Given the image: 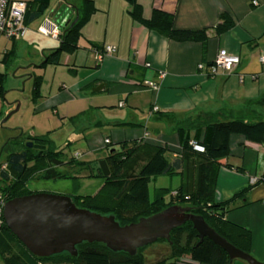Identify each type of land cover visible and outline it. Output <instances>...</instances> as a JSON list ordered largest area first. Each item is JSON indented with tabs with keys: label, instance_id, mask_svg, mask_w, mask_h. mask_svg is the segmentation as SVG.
Instances as JSON below:
<instances>
[{
	"label": "crops",
	"instance_id": "0c3cea01",
	"mask_svg": "<svg viewBox=\"0 0 264 264\" xmlns=\"http://www.w3.org/2000/svg\"><path fill=\"white\" fill-rule=\"evenodd\" d=\"M136 1L144 18H149L153 9L162 10L172 14L174 28L206 29L207 39L203 43L170 40L134 20L126 0H93L96 10L81 28L78 48L73 53H61L59 64L53 65V72L65 67L61 68L64 72H58L67 80L62 77L54 87L51 79L44 83L48 90L40 91L34 109L58 115L59 110L63 111L60 107L72 111L77 108L75 105L87 104L82 110L90 115L92 128L84 135L85 160L106 155L103 148L95 151L98 136L109 137L113 144L143 140L165 147L169 157L175 156L180 151L177 134L167 126L164 117H158L159 113L214 112L221 107L238 106L264 93V0H257L258 5H252V0ZM68 4L71 5L69 0H51L43 17L67 23L74 12L58 13ZM222 13L230 15L234 26L217 35L214 27ZM33 23L25 38L13 42L15 50L29 45L36 30ZM109 45L114 47L111 52L105 50ZM54 47L46 45L42 58L44 51ZM222 49L237 55L239 63L231 74L210 75L209 66ZM199 64L203 65L202 70L198 69ZM144 81L154 82L157 88L145 87ZM120 102L123 106H119ZM17 105L16 102L5 105L0 97V136L7 114ZM118 122L134 125H114ZM3 144L0 139V147ZM218 162L214 199L227 201L246 189L229 204L225 218L249 230L250 254L264 263V145L233 134L229 137V154ZM252 177L257 180L253 181ZM157 178L153 180V192L156 188H166L156 184ZM179 183L180 178L173 189ZM166 264L207 263L185 259ZM231 264L248 263L234 259Z\"/></svg>",
	"mask_w": 264,
	"mask_h": 264
},
{
	"label": "trees",
	"instance_id": "16d2710c",
	"mask_svg": "<svg viewBox=\"0 0 264 264\" xmlns=\"http://www.w3.org/2000/svg\"><path fill=\"white\" fill-rule=\"evenodd\" d=\"M126 1L131 5L130 15L134 20L170 40L203 43L207 39L206 29H176L173 26L172 14L157 9L152 10L149 18H144L142 8L136 0ZM50 2L51 0L26 2L24 23L29 28L33 22L40 23L45 18L43 16ZM67 6L74 15L67 23H57L60 27L58 46L43 52V61L40 64L42 67L59 64L63 52L76 51L81 28L96 10L93 0H78ZM76 15L78 17L71 25ZM233 26L234 20L230 15L222 13L214 29L217 35H221ZM3 54L4 60L9 55H14L15 49L12 47ZM4 74L0 73V97L3 99ZM32 78L30 101L36 102L41 97L42 77L33 75ZM263 106L264 93L258 98L247 99L238 106L221 107L214 112L159 113L158 117H164L167 126L171 127L178 137L180 151L172 157L168 156L165 147L151 145L143 140H131L116 144L109 143L103 148L107 150L106 155L96 157V161H80L78 160L80 156L67 159L62 149L54 148L47 134L29 135L21 142L17 140L21 136L11 137L0 147V155L4 153V160L0 162V192L3 200L6 201L16 196L33 193L27 187V182L31 179H58L71 176L62 173L59 168L67 167L76 175L86 170L88 172L86 176L102 177L103 185L93 195L71 196L77 206L101 214L113 215L121 225L137 221L140 217L149 216L173 204L189 207L190 212L201 215L220 236L242 251L250 253L249 230L225 218L229 204L246 189L236 192L230 200L223 202L215 201L214 190L219 168L218 161L229 154L231 135L239 134L247 141L264 145ZM82 114L87 113L84 111ZM114 125H134V123L118 122ZM190 139L203 146L204 151L194 150L189 144ZM29 141L31 146L27 145ZM14 142L18 144L14 145ZM99 150L102 149L96 151ZM162 175H178L180 183L175 189L156 188L150 199L148 185ZM159 242L167 243L170 254L167 258L149 264H166L167 261L173 263L185 259L195 263L229 264L228 255L222 248L207 237L199 241L197 231L190 221L172 229L169 240L158 239L154 243ZM144 247L138 248L134 255H129L123 251H111L100 242H81L76 245V256L61 252L48 257H38L29 252L10 231L0 211L2 264H147L143 254Z\"/></svg>",
	"mask_w": 264,
	"mask_h": 264
},
{
	"label": "water",
	"instance_id": "95a60500",
	"mask_svg": "<svg viewBox=\"0 0 264 264\" xmlns=\"http://www.w3.org/2000/svg\"><path fill=\"white\" fill-rule=\"evenodd\" d=\"M17 108L18 105L7 117ZM27 145L31 146V142ZM2 217L18 240L38 257L61 252L76 256V245L81 242H100L111 251L134 255L138 248L158 239L169 240L172 229L190 221L199 241L207 237L222 248L228 255L229 264L234 259L244 260L248 264H264L220 236L201 215L177 204L121 225L113 215L77 206L68 195L33 192L6 200Z\"/></svg>",
	"mask_w": 264,
	"mask_h": 264
},
{
	"label": "rangeland",
	"instance_id": "374dc122",
	"mask_svg": "<svg viewBox=\"0 0 264 264\" xmlns=\"http://www.w3.org/2000/svg\"><path fill=\"white\" fill-rule=\"evenodd\" d=\"M77 1L78 0H69V3H76ZM69 11L71 10L66 5L58 15L60 13L66 14ZM38 23L39 21L34 22L32 27L36 28ZM12 44L13 41L5 40L2 37L0 38V73H5L3 77V89L5 90L3 101L5 105H12L14 102H16V105L18 104L17 110L5 119L3 134L0 136L2 143L11 137L19 138L21 136L17 139L21 142L24 140V137L29 135L38 136L47 134L49 139L53 142L54 148L58 150L62 149L67 159L78 154L81 157L78 160H85V157H87V147L84 135L88 129L92 128V125H90V115L82 114V112H84L82 107H87V104L82 106H79V104L75 105L73 107L77 108L72 111L60 107L63 111L59 110L58 116L51 111H35L34 109L38 100L36 102L30 101L33 75H41L42 77L45 73V77H42L43 80L41 81L40 91L48 90L44 83H48L50 79V84L54 83V87L63 77L62 73L60 74L58 71H62L61 68L65 67H58L57 71L53 72L55 68L53 65L40 66L43 61L41 56L42 49L50 44L57 46L58 42L55 39L53 40L38 35L35 31L32 38L28 41L29 45L26 48H20L18 51L15 50L14 55H9L3 60L4 49L10 50L13 47ZM62 79L66 78L63 77ZM241 80L242 78L240 77V81ZM73 107L71 106L70 109ZM67 114L69 115L67 116ZM78 116L80 117L78 118ZM13 144L15 145L18 143L14 142ZM102 152L107 153L106 148ZM3 160L4 153L0 155V162H3ZM96 160L97 158L95 157V159H86L85 161L93 162ZM59 171L71 176L58 179L34 178L27 182V187L33 192H49L71 197L75 195H93L97 193L103 185L102 177L86 176L88 173L86 170L80 172L78 175L67 167H65V169L59 168ZM178 179L179 177L177 175H162V177L157 178L156 182L158 183L156 184L166 187L170 185V188H173L178 183ZM252 180L256 181L257 178L252 177ZM154 182L155 181H151L148 185L150 199L153 197ZM156 184L155 186H157ZM173 194L175 193H172V195ZM143 254L145 255V261L147 263H153L167 258L170 254V249L166 242H159L144 247ZM0 264H2L1 259Z\"/></svg>",
	"mask_w": 264,
	"mask_h": 264
},
{
	"label": "built area",
	"instance_id": "2783aa9c",
	"mask_svg": "<svg viewBox=\"0 0 264 264\" xmlns=\"http://www.w3.org/2000/svg\"><path fill=\"white\" fill-rule=\"evenodd\" d=\"M251 4L258 5V1L252 0ZM26 6L24 0H0V37L6 40H20L26 37L29 31V26L24 23ZM37 32L43 36L58 39L60 27L54 21L44 18L37 26ZM105 50L111 52L114 50V47L109 45L105 47ZM260 59L263 61L262 56ZM238 63L239 57L237 55L230 54L225 49H222L218 52L214 63L209 66L208 73L210 75H216L218 72H221V74L228 75L233 72ZM147 65L149 64L147 63ZM198 69L202 70L203 65L199 64ZM160 75L163 76V73ZM144 86L152 90L157 88V85L152 81H144ZM119 106H123V102H120ZM95 142L94 148L98 149L104 148L111 143V140L109 137L98 136L95 137ZM189 144L192 145L195 150L203 151L204 149L203 146L199 145L193 139L189 140ZM74 156L77 157L79 155L76 154ZM4 202L0 192L1 213Z\"/></svg>",
	"mask_w": 264,
	"mask_h": 264
}]
</instances>
